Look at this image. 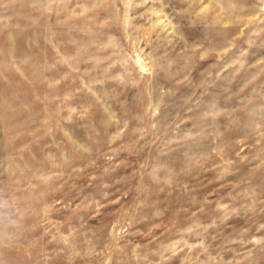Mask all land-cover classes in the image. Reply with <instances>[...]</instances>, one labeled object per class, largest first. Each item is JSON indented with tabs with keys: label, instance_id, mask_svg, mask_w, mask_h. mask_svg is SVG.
I'll return each instance as SVG.
<instances>
[{
	"label": "rangeland",
	"instance_id": "obj_1",
	"mask_svg": "<svg viewBox=\"0 0 264 264\" xmlns=\"http://www.w3.org/2000/svg\"><path fill=\"white\" fill-rule=\"evenodd\" d=\"M0 264H264V0H0Z\"/></svg>",
	"mask_w": 264,
	"mask_h": 264
}]
</instances>
